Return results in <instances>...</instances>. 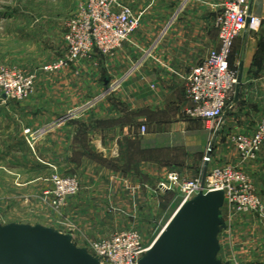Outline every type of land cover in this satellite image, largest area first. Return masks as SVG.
<instances>
[{
  "label": "crops",
  "instance_id": "0c3cea01",
  "mask_svg": "<svg viewBox=\"0 0 264 264\" xmlns=\"http://www.w3.org/2000/svg\"><path fill=\"white\" fill-rule=\"evenodd\" d=\"M227 1L133 6L140 27L113 57L94 52L60 72L35 70L34 94L0 108V153L11 154L19 195L41 194L53 170L80 178V193L63 210L73 227L63 232L78 246L94 239L93 218L156 215L164 198L158 187L172 172L195 179L225 164L244 166L233 138L253 134L264 119V0H249L257 22L235 40L231 67L238 84L226 114L214 122L185 114L189 76L219 49L216 18ZM263 161L264 151L254 166ZM45 212L19 213L24 220L14 222L45 224ZM227 238L220 237L221 253ZM245 249L251 252L238 256L242 264L261 261L254 245Z\"/></svg>",
  "mask_w": 264,
  "mask_h": 264
},
{
  "label": "built area",
  "instance_id": "2783aa9c",
  "mask_svg": "<svg viewBox=\"0 0 264 264\" xmlns=\"http://www.w3.org/2000/svg\"><path fill=\"white\" fill-rule=\"evenodd\" d=\"M257 19L250 13L249 0H229L221 5L216 18L220 47L196 66L189 76L188 95L191 106L185 114L194 120L218 121L226 114L229 102L238 84L236 71L231 67L235 40ZM141 16L120 0H86L81 11L66 25L64 40L67 55L47 66L45 71L60 72L90 57L94 52L113 57L129 38L137 32ZM36 74L18 69H0V106L9 102H22L35 91ZM142 133L146 128H141ZM241 163L257 161L264 147V119L253 134L233 138ZM53 188L44 192L42 202L56 212L64 210L69 199L77 196L81 181L77 175L51 179ZM166 194L174 192L180 206L204 194L222 191L225 207L235 214L258 211L261 203L255 194L250 177L237 165L215 167L195 179H186L172 172L168 180L159 185ZM153 245L145 244L136 229L116 232L112 237L91 244L93 256L101 264H140Z\"/></svg>",
  "mask_w": 264,
  "mask_h": 264
},
{
  "label": "rangeland",
  "instance_id": "374dc122",
  "mask_svg": "<svg viewBox=\"0 0 264 264\" xmlns=\"http://www.w3.org/2000/svg\"><path fill=\"white\" fill-rule=\"evenodd\" d=\"M120 1L133 10V6L141 8L151 0ZM85 2L86 0H0V69H18L32 73L63 59L67 22L81 11ZM263 151L264 147L259 157ZM206 155L205 153L204 161H206ZM259 157L255 162L241 163L244 164L243 168L239 166L252 181L255 194L261 203L259 210L247 214H235L228 206L223 208L222 218L226 223V228L221 230L219 240L220 237L225 239L228 236L225 241L227 253L220 251L218 255V259L223 263L242 264L238 256L245 250L248 252L249 249L245 248L254 245L255 253L261 258L257 264H264V260L262 261L264 259V161L257 168L254 166ZM11 160V154L0 153V221L3 225L16 223L14 220H24L17 219L16 216L19 213L23 215L34 212L37 215L36 212L44 207L48 222L37 224V220H32L27 225H42L62 233L72 234L63 232V227L73 228L71 223L65 221L63 210L58 213L41 200L44 192L53 188L51 179L54 175L68 176H63L58 170H53L51 176L46 179L49 185L41 194L22 196L17 191L19 184L13 182L11 177ZM167 180L168 177L164 182ZM19 203L23 206L20 207ZM180 205L178 195L169 192L164 194L159 205L160 210L156 215L151 213L147 215L140 211L132 212L130 215L119 213L121 216L108 213L109 216L100 217L98 221L93 218L91 227L95 233L94 239L84 247L74 243L77 247L86 249L93 256L90 247L92 243L110 238L118 231L134 228L140 232L145 244L153 245L181 207Z\"/></svg>",
  "mask_w": 264,
  "mask_h": 264
},
{
  "label": "water",
  "instance_id": "95a60500",
  "mask_svg": "<svg viewBox=\"0 0 264 264\" xmlns=\"http://www.w3.org/2000/svg\"><path fill=\"white\" fill-rule=\"evenodd\" d=\"M224 206V192H200L178 209L140 264H229L218 259ZM0 264L101 263L77 247L70 233L0 221Z\"/></svg>",
  "mask_w": 264,
  "mask_h": 264
}]
</instances>
